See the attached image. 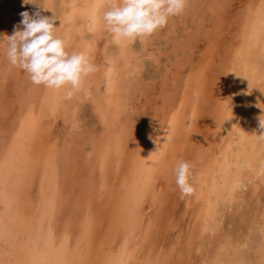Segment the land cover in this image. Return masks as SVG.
Wrapping results in <instances>:
<instances>
[{
  "label": "rangeland",
  "instance_id": "374dc122",
  "mask_svg": "<svg viewBox=\"0 0 264 264\" xmlns=\"http://www.w3.org/2000/svg\"><path fill=\"white\" fill-rule=\"evenodd\" d=\"M37 2L56 13L68 50L86 51L98 70L71 101L64 89L32 84L7 60L6 36L39 5L0 0V264H115L120 251L129 264H209L226 234L247 238L227 264H264V221L246 226L256 206L264 219V193L253 191L264 184L256 177L263 142L252 145L251 170L238 168L244 151L235 157L252 183L224 211L216 201L201 249L190 240L200 231L199 196L220 195L215 160L246 97L264 100V0H189L166 27L120 46L103 28L102 0ZM182 160L195 189L183 198L174 171Z\"/></svg>",
  "mask_w": 264,
  "mask_h": 264
},
{
  "label": "clouds",
  "instance_id": "9594fccd",
  "mask_svg": "<svg viewBox=\"0 0 264 264\" xmlns=\"http://www.w3.org/2000/svg\"><path fill=\"white\" fill-rule=\"evenodd\" d=\"M22 3L39 5V8L32 14L20 13L22 19L14 25L12 34L6 36L7 60L25 72L32 84L52 90L64 89V99L71 100L82 90L84 81L98 70L97 66L86 51L68 50L56 26L59 18L51 8L37 0H22ZM188 3L189 0H102L103 28L116 44L142 41L166 27L169 18L183 14ZM40 9L52 10L53 15H42ZM259 122L264 129V115L259 117ZM257 138L264 142V133ZM191 168L189 162L182 160L174 169L181 198L195 191L190 182ZM239 168L251 170L253 164L244 161ZM256 175L264 176V162L259 163ZM237 187L245 185L238 181Z\"/></svg>",
  "mask_w": 264,
  "mask_h": 264
},
{
  "label": "bare ground",
  "instance_id": "6f19581e",
  "mask_svg": "<svg viewBox=\"0 0 264 264\" xmlns=\"http://www.w3.org/2000/svg\"><path fill=\"white\" fill-rule=\"evenodd\" d=\"M261 4V3H260ZM97 13V12H96ZM254 21V20H253ZM256 21V20H255ZM81 23V22H80ZM253 23V22H252ZM262 23V22H261ZM264 23V22H263ZM88 24V23H87ZM86 24V25H87ZM250 24V23H249ZM246 26V25H245ZM251 26H253V25H251ZM250 26V27H251ZM253 29V28H252ZM259 29H260V27H259ZM255 31V30H254ZM263 32H264V30H263ZM253 33V32H252ZM251 33V34H252ZM246 34V33H245ZM260 34H261V31H260ZM93 35V34H92ZM254 36H256V35H254ZM262 36V35H261ZM91 37V36H90ZM250 37H252V35L250 36ZM95 38V37H94ZM257 39V38H256ZM92 40V39H91ZM88 41V40H87ZM90 41V40H89ZM260 41V40H259ZM249 43V42H248ZM247 43V44H248ZM250 45V44H249ZM258 45V44H257ZM116 46H117V44H116ZM119 46H120V44H119ZM263 47H264V45H263ZM119 49H120V47H118ZM258 48V47H257ZM118 49V50H119ZM245 49V48H244ZM246 50V49H245ZM126 50H124V52H125ZM257 51V50H256ZM106 52H107V50H106ZM123 52V53H124ZM108 53V52H107ZM119 53H120V51H119ZM122 53V52H121ZM242 53V52H241ZM106 54V53H105ZM124 55V54H123ZM242 55H244V54H241V56ZM120 56V55H119ZM109 57V56H108ZM246 57V56H245ZM119 58H121V57H119ZM111 59V58H110ZM114 59V58H113ZM112 59V61H114ZM120 60V59H119ZM121 61V60H120ZM122 62V61H121ZM114 63V62H113ZM236 63V62H235ZM239 63V62H238ZM121 64V63H120ZM116 65H117V63H116ZM242 65V64H241ZM244 65V64H243ZM119 66V65H118ZM127 66V65H126ZM245 66V65H244ZM256 66V65H255ZM254 66V67H255ZM124 67V66H123ZM119 68V67H118ZM117 68V69H118ZM252 68V67H251ZM127 69V68H126ZM254 69V68H253ZM126 71V70H125ZM243 71V70H242ZM256 71V70H255ZM121 72V71H120ZM129 72V71H128ZM127 72V73H128ZM249 72V71H248ZM247 72V73H248ZM238 73V72H237ZM241 73V72H240ZM243 73V72H242ZM246 73V72H245ZM252 74H253V72H251ZM248 74H250V73H248ZM122 75V74H121ZM129 75V74H128ZM236 75V74H235ZM119 76H120V74H119ZM240 76H241V74H240ZM249 76V75H248ZM129 77V76H128ZM130 77H132L131 75H130ZM250 77V76H249ZM252 77V76H251ZM253 77H254V75H253ZM122 78V77H121ZM259 78H261L260 76H259ZM119 79H120V77H119ZM130 79V78H129ZM254 79H255V77H254ZM127 80V79H126ZM131 80V79H130ZM242 80V79H241ZM89 81V80H88ZM123 81V80H122ZM264 81V80H263ZM125 82V81H124ZM120 83H122L121 81H120ZM120 83H119V85H120ZM110 84V83H109ZM111 84H113V83H111ZM110 84V85H111ZM127 84V83H126ZM125 84V85H126ZM237 84H238V82H237ZM261 84V83H260ZM119 85H117L118 87H119ZM243 85V84H242ZM245 85V84H244ZM109 86V85H108ZM114 86V85H113ZM121 86V85H120ZM127 86V85H126ZM239 86V85H238ZM262 86V85H261ZM98 87V86H97ZM110 87V86H109ZM115 87V86H114ZM114 87H113V91H116V90H114ZM122 87V86H121ZM125 87V86H124ZM90 88V87H89ZM111 89H112V87H110ZM108 89V88H107ZM119 89V88H118ZM125 89V88H124ZM233 89V88H232ZM235 89V88H234ZM233 89V91H235ZM238 89V88H237ZM240 89L241 88H239V92H240ZM97 90V89H96ZM248 90V89H247ZM253 90H255L254 88H253ZM91 91V90H90ZM229 91H231V93H232V90H229ZM252 91V90H251ZM85 92V91H84ZM123 92H124V90H123ZM242 92V91H241ZM258 92H259V90H258ZM90 93V92H89ZM93 93V92H92ZM103 93V92H102ZM107 93V92H106ZM113 92H111V94H112ZM118 93H121V90H120V92H118ZM98 94V93H97ZM125 94V93H124ZM123 94V95H124ZM238 94V93H237ZM246 94V93H245ZM249 94V93H248ZM91 96H92V94H90ZM119 95V94H118ZM122 95V96H123ZM87 96V95H86ZM86 96H84L85 98H86ZM262 95L261 94H258L257 92H256V94H255V91H254V94H252V95H249L248 97H246L247 98V100H246V106H245V110H243L244 112L242 113V115H241V118H240V120H239V122L237 123V125H236V127H235V129L232 131L233 133L230 135V137H229V139L226 141L225 140V142H226V145L224 146V148H223V151H222V153H221V156L220 157H218V158H216V160H215V181H214V183L215 184H218V188H219V196L217 197H215L214 195L212 196L211 194H209L208 192H203L202 193V195L201 196H199V202L196 204V207L198 208V212H197V216H196V224H195V227L197 228V226L199 227V232H200V234L202 233V231L203 230H207V229H209V226H208V221H207V218L208 217H212L214 214H215V212L217 211L216 209L218 208L219 209V207L217 206V204H216V201H218L217 203L220 205V208H221V212L222 211H224L225 210V208L227 207V208H229L232 204H231V202H232V196H235V195H237V197H238V193L239 192H244V190H246V188L248 187V184L251 182L252 183V178L251 177H249L250 179H248V176H247V171H249V170H247L246 172H243L242 174H240V176H242L241 178H240V181H242L243 183H244V185H245V187L244 188H241V190L240 191H238V189L236 188V183H235V180L238 178V177H240L239 176V172H237V168H236V166L234 165L235 164V157H237L238 158V156H237V152L238 151H240V152H245L246 154H247V156H246V159H245V161H248V158L247 157H249L250 156V153H251V148H252V145H255V144H260V141L258 140V138H257V135H259V134H261V133H264V129H261L260 128V126H259V117L260 116H262V115H264V100H262V97H261ZM120 97V96H119ZM235 97V96H234ZM85 98H84V100H85ZM92 98H95V96L94 97H92ZM97 98V97H96ZM110 98H114V97H110ZM229 98V97H228ZM227 98V99H228ZM232 98H233V96H232ZM244 98V97H243ZM82 99V98H81ZM100 99V98H99ZM121 99V98H120ZM254 100V101H250V100ZM84 100H82L83 102H84ZM96 100V99H95ZM237 100V99H236ZM243 100V99H242ZM71 101V100H70ZM227 101V100H226ZM235 101V100H234ZM239 101V100H238ZM91 102H93L92 100H91ZM96 102V101H95ZM94 103V102H93ZM106 103V102H105ZM243 103V102H242ZM107 104V103H106ZM238 104H240V101H239V103ZM229 105H230V103H229ZM228 105V106H229ZM237 105V104H236ZM79 106V105H78ZM238 106V105H237ZM241 106V105H240ZM28 107V106H27ZM30 107V106H29ZM232 107V106H231ZM97 108V107H96ZM233 108H234V106H233ZM232 108V109H233ZM243 108H244V105H243ZM27 109V108H26ZM229 109V108H228ZM95 110V109H94ZM100 110V109H99ZM98 110V111H99ZM112 110V109H111ZM111 110H109V112L111 111ZM114 110V109H113ZM27 111V110H26ZM230 111H231V109H230ZM233 111H234V109H233ZM103 112V111H102ZM100 113V119H103V120H105V117L104 116H106L105 115V113L103 112V113ZM233 113V112H232ZM98 115H99V113H97ZM229 114V113H228ZM228 114H227V116H228ZM71 116H72V118L71 119H73V115L72 114H70ZM109 115H112V114H109ZM233 116H234V114H232ZM231 115V116H232ZM70 116V117H71ZM240 116V115H239ZM27 117V116H26ZM230 117V116H229ZM22 118V117H21ZM107 118V117H106ZM228 118V117H227ZM232 119V118H231ZM24 120V119H23ZM68 120V119H67ZM69 120H70V118H69ZM28 122V121H27ZM31 122V121H30ZM29 122V123H30ZM229 122V121H228ZM231 122V121H230ZM229 122V123H230ZM233 122V121H232ZM231 122V123H232ZM226 123V122H225ZM69 124V123H68ZM15 125H16V123H15ZM14 125V126H15ZM231 125V124H230ZM233 125V124H232ZM235 126V125H234ZM17 127V126H16ZM233 128V127H232ZM72 129V128H71ZM20 130V129H19ZM228 130V129H227ZM17 131V130H16ZM23 131V130H22ZM229 132V131H228ZM227 132V133H228ZM24 134V133H23ZM22 136V135H21ZM151 137H153L152 135H151ZM110 138V137H109ZM154 138V137H153ZM22 139V138H21ZM153 140H155V139H153ZM224 141V140H223ZM222 141V142H223ZM224 143V142H223ZM262 144V143H261ZM221 146V145H220ZM261 146H263L262 148L264 149V142H263V145H261ZM94 148V147H93ZM215 148H216V145H215ZM18 149H20V147L18 148ZM220 149V148H219ZM222 150V149H221ZM263 151V150H262ZM261 151V152H262ZM19 153V152H18ZM252 153H253V151H252ZM251 153V154H252ZM21 154V153H20ZM26 154V153H25ZM239 154V153H238ZM60 155V154H59ZM217 155V154H216ZM242 155H243V153H242ZM29 156V155H28ZM62 156V155H61ZM253 156V155H252ZM19 157V156H18ZM24 157V156H23ZM22 157V158H23ZM32 157H34V156H32ZM214 157V156H213ZM239 157H240V155H239ZM245 157V156H244ZM25 158V157H24ZM31 159V158H30ZM241 159H242V157H241ZM244 159V158H243ZM9 160V159H8ZM18 160V159H17ZM237 160V159H236ZM34 161V160H33ZM143 161V160H142ZM25 162V161H24ZM35 163H37V161L35 162ZM46 163H47V160H46ZM4 164V163H3ZM44 165H45V162H44ZM48 165V164H47ZM67 165V164H66ZM142 165V164H141ZM148 165V164H147ZM257 165V164H256ZM63 166V165H62ZM62 166H61V168H62ZM255 166V165H254ZM141 167V166H140ZM228 167H230V169L228 168ZM65 168V167H64ZM63 168V169H64ZM239 168V167H238ZM1 170V169H0ZM50 170V169H49ZM70 170V169H69ZM2 171V170H1ZM243 171V170H242ZM15 172V171H14ZM29 172V171H28ZM251 173V172H250ZM63 174V173H62ZM252 174V173H251ZM254 174V173H253ZM4 175V174H3ZM138 176V175H137ZM141 176V175H140ZM250 176V175H249ZM134 177H136V175L134 176ZM139 177V176H138ZM256 177H257V175H256ZM255 177V178H256ZM147 179V178H146ZM264 179V178H263ZM258 180V179H257ZM22 182V181H21ZM138 183V182H137ZM259 183V182H258ZM262 183V182H261ZM260 184V183H259ZM252 186V185H251ZM137 187H138V185H137ZM260 189L261 191H262V193H264V184L262 185V184H260L258 187H253V191L256 193V192H258L257 191V189ZM13 190V189H12ZM202 190H205V189H202ZM214 192V191H213ZM55 194V193H54ZM240 195L242 194V193H239ZM15 195V194H14ZM226 197V201H230V203H227V202H225L224 203V197ZM242 196V195H241ZM257 197L259 198V193H257ZM30 198V197H29ZM237 200V199H236ZM62 201V200H61ZM4 202V201H3ZM56 202V201H55ZM63 202V201H62ZM65 203V202H64ZM242 203V202H241ZM3 204V203H2ZM5 204V203H4ZM263 204V206H264V203H262ZM257 205H259V204H257ZM26 206V205H25ZM216 206H217V208H216ZM256 206V205H255ZM195 207V208H196ZM194 208V209H195ZM4 209V208H3ZM2 209V210H3ZM193 211H195V210H193ZM197 211V210H196ZM219 211H220V209H219ZM218 211V212H219ZM254 211H257V213H253V215L252 216H254V217H248L247 218V224H246V226H247V229H249L251 226H255V223H260V222H262V221H264V219L261 217V214L263 213L262 212V208L260 207V209L258 208V206H256V207H254ZM219 214H220V212H219ZM250 215V216H251ZM194 216V217H195ZM243 216V215H242ZM249 216V215H248ZM216 218V217H215ZM219 219H220V217H218ZM222 218V217H221ZM262 224H263V222H262ZM258 225V224H257ZM70 226V225H69ZM261 227H263V226H261ZM65 229H66V226H65ZM203 229V230H202ZM64 231V230H63ZM85 231V230H84ZM196 231V230H195ZM198 232V233H199ZM247 232H249V231H247ZM198 233H191V236H190V240L192 239V240H194V241H192L193 242V244L194 245H196L195 247H200V249L202 248V244L204 245V244H206L204 241H205V237L204 236H202V234H201V236L198 234ZM206 233H208V232H206ZM205 233V234H206ZM225 234V233H224ZM63 235H64V233H63ZM199 235V236H198ZM208 236V235H207ZM241 236V235H240ZM249 236V235H248ZM209 237V236H208ZM211 238V237H210ZM204 239V240H203ZM207 239V238H206ZM246 234H245V236L244 237H238V236H234V235H232V234H226V235H224V237L222 238V239H220L221 241H219V242H217V244H216V246H214L213 248L215 249L216 248V253H215V255L213 256V254L211 255L210 254V252L208 253V254H210L211 256V262H210V257L208 258L209 259V264L211 263V264H227V263H229L228 261H229V259H230V257H231V255L233 254V252H234V249L235 248H237L239 245H241L242 243H246ZM125 242V241H124ZM126 243V242H125ZM208 243V242H207ZM209 243H211V242H209ZM123 244V243H122ZM209 245V244H208ZM206 246V245H205ZM204 246V247H205ZM4 247V246H3ZM209 247H211V245L209 246ZM8 248V247H7ZM207 248L208 247H206V249L205 250H207ZM123 249V247L121 248V250ZM198 249V248H197ZM62 250V249H61ZM116 250V249H115ZM118 250H119V247H118ZM9 251V250H8ZM63 251V250H62ZM61 251V252H62ZM117 251V250H116ZM208 251H209V249H208ZM207 251V252H208ZM5 252H7V251H5ZM118 252V251H117ZM121 252L122 251H120V252H118V253H116V254H114L113 256H111L110 257V260H109V262L108 263H110L111 261H114V263L115 264H129V259H128V257H127V259L128 260H124V259H121ZM28 253V252H27ZM10 255L12 254V253H9ZM124 254V253H123ZM208 254H206V255H208ZM2 255V254H1ZM66 255V254H65ZM106 255H108V254H106ZM8 256V255H7ZM7 256H6V258H7ZM213 256V257H212ZM107 257V256H106ZM4 258V257H3ZM21 258V257H20ZM69 258V257H68ZM126 258V257H125ZM8 259H9V257H8ZM6 260V259H5ZM146 260V259H145ZM4 261V260H3ZM198 261V260H197ZM206 261V260H205ZM2 262V261H1ZM207 262H208V260H207ZM206 262V263H207ZM37 264H42V262L41 261H39ZM205 264V263H204Z\"/></svg>",
  "mask_w": 264,
  "mask_h": 264
}]
</instances>
